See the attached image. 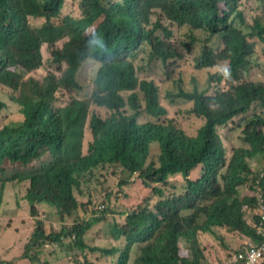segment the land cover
Returning <instances> with one entry per match:
<instances>
[{
    "label": "trees",
    "instance_id": "1",
    "mask_svg": "<svg viewBox=\"0 0 264 264\" xmlns=\"http://www.w3.org/2000/svg\"><path fill=\"white\" fill-rule=\"evenodd\" d=\"M64 4L65 0H0V86L10 91L6 94L15 101L21 116L19 121L0 125V172L5 171L7 161L24 167L41 162L39 168L22 175L30 182L26 199L35 222L22 259L49 264L43 261L45 249L57 245L64 253L78 249L100 252L105 257L117 254L116 264H129L137 246L131 264H206L199 232L216 235L213 229L219 228L257 240L244 213L252 210L256 185L264 190V175L253 172L247 162L264 161L263 120L259 116L247 119L241 141L248 147L234 148L227 165L217 133L254 103L264 108V85L243 79L251 68L252 44L250 34L235 24L237 21L248 27L238 0H82L80 17L62 16ZM153 10L178 26L205 32L206 42L214 40L221 48L217 52L212 45L204 44L195 60L196 69H215L225 77L222 68L230 67L225 88L215 95L208 96L206 90L197 87L176 95L190 103L189 112L202 120L195 134H187L173 119L166 118L160 86L138 78L129 59L142 44H147L151 58L162 64L177 56V50L157 34L162 27L151 22ZM31 18L45 19V23L35 27ZM254 28L263 40L264 24L256 21ZM162 29L166 36L170 34ZM92 32L107 45L104 51L110 59H104V51L90 43ZM61 40L66 42L62 49H53ZM44 44L53 49L56 63L66 65L61 78L53 73L43 81L27 78L29 72L41 67ZM93 59L100 68L91 99L55 106L59 90L72 93L81 89L79 70ZM93 104L105 108L109 115L103 118L91 114ZM5 108V101L0 100V117ZM144 115L153 121L139 123ZM152 145L157 146L156 156L150 155ZM85 146L87 154H83ZM46 155L50 160L44 163ZM99 167H118L126 175L118 184L119 200L124 211L134 209L123 224H111L113 239L125 240L122 249L90 247L86 243L87 232L101 217L70 227L63 225L58 231L39 217L38 204L54 207L62 221L79 211L75 190L80 188L84 174ZM173 175H180L183 187L178 193L165 195L157 185L165 186ZM2 177L0 210L3 190L11 180ZM246 184L252 186L248 197L240 193V187ZM151 196H158L152 208ZM253 218L257 223L258 216ZM180 239L187 244V256L180 253ZM244 246L243 242L228 259L242 253Z\"/></svg>",
    "mask_w": 264,
    "mask_h": 264
},
{
    "label": "rangeland",
    "instance_id": "2",
    "mask_svg": "<svg viewBox=\"0 0 264 264\" xmlns=\"http://www.w3.org/2000/svg\"><path fill=\"white\" fill-rule=\"evenodd\" d=\"M82 0H65L64 7L61 11L62 16L80 17V4ZM239 10L243 14V18L248 27L240 25L237 21L235 24L239 26L244 33L254 34L249 38L252 44V54L249 57L251 68L249 72L243 75L245 81L260 82L264 85V40H260L256 35L255 22L259 21L264 24V0H238ZM151 22H158L162 28H165L170 34L166 36L162 28H159L157 34L165 40L172 48L177 50V56L167 59L162 64L160 60L151 58V48L147 44H142L139 48L131 52L129 59L133 63L136 75L140 79H148L156 82L160 86L161 102L167 108V119H173L177 125L187 134H195L197 128L201 125V118L195 117L189 112L190 103L177 98L180 90L190 92L194 87L199 91H207L208 96H213L225 88L226 77H223L215 69H196V58L204 44L212 45L217 52L221 49L214 40L206 42V33L201 30L191 31L189 27H177L158 10L151 12ZM31 25L40 27L45 23V19H30ZM191 40L194 41L191 45ZM64 41L57 44L58 48H62ZM43 62L39 69L27 74V78L33 77L39 81L49 74L53 73L61 78L66 70L65 64H55L50 49L45 44L42 47ZM100 63L96 60L85 62L79 70L77 80L81 89L74 90L72 93L59 90L56 95L57 107H64L74 99L89 101L94 91V80L96 78ZM10 91L0 86V100H4L6 108L3 109L0 117V125L5 126L15 121H19V107L7 96ZM91 114L98 113L105 118L109 115L105 108L91 105ZM252 116H259L264 123V108L258 103H254L250 109L243 115L233 119L232 122L217 129V133L222 138L225 147V164L232 154L234 148H246L247 144L241 141L245 122ZM162 120V119H161ZM165 120V118L163 119ZM153 121L147 116H143L139 123ZM264 131V127L261 128ZM84 144H87L85 138ZM87 146H85L83 154H87ZM158 154L157 146H151V156ZM49 155H46L42 162H49ZM259 158V156H258ZM260 160V159H259ZM253 172L264 171V161L251 159L247 161ZM41 162H35L27 167L21 164H12L6 162L2 179L11 180L6 184L4 198L0 210V264H32L28 260L22 259L24 247L31 237L34 230L35 222L30 216L29 203L26 194L30 186L28 180H23L22 175L31 172L34 168H39ZM221 169L217 179L224 172ZM21 176V177H20ZM126 176L118 167L97 168L93 172H88L81 177V186L75 190V196L81 204L79 211L61 220L56 209L48 204H38L39 217L45 220V223L55 230H60L63 225L73 226L81 220H91L92 218L101 217L100 222L96 223L86 234L85 241L90 247H100L104 249L118 248L122 249L125 240L121 238L115 241L111 235V224L119 225L125 222L126 215L133 209L127 208L124 211V205L119 200L121 195L119 182L121 178ZM165 186L158 184L164 190L165 195L178 193L183 187V181L180 175H173L167 179ZM175 188V189H174ZM249 188V189H247ZM251 184L240 187V193L248 197L252 195ZM158 200V196H151L149 207L152 208ZM104 207H103V206ZM101 207V208H100ZM104 211V212H102ZM156 211H154L155 213ZM257 215L255 206L250 214L244 213L245 220L251 225L254 222V216ZM199 223L202 219L198 220ZM215 234L198 233L201 246L204 248V257L206 264H227L231 254L247 239L239 233H228L224 229H216ZM29 234V236H28ZM226 238V239H224ZM227 240V243L224 242ZM180 253L187 256V244L184 239L179 241ZM137 252V246L134 247L130 254L129 264L132 263ZM117 254L111 257H105L100 252H82L75 249L69 253L60 250V246H47L45 249L44 262L49 264H88V261L95 264H116ZM264 264V262L262 263Z\"/></svg>",
    "mask_w": 264,
    "mask_h": 264
},
{
    "label": "clouds",
    "instance_id": "3",
    "mask_svg": "<svg viewBox=\"0 0 264 264\" xmlns=\"http://www.w3.org/2000/svg\"><path fill=\"white\" fill-rule=\"evenodd\" d=\"M245 21V20H244ZM246 23V22H245ZM174 25H176L177 27H182V26H178L177 24H175V23H173ZM256 34H257V32H256ZM254 36V34L252 35V34H250V36H249V38H251V37H253ZM258 37V36H257ZM89 38H90V43L92 44V45H94V46H96V47H98L99 49H101L102 51H104V50H106V48H107V45L105 44V43H103V41H102V38L96 33V32H92V33H90L89 34ZM259 38V37H258ZM260 39V38H259ZM261 40V39H260ZM263 40H264V35H263ZM61 41H63V40H61ZM61 41H59V42H61ZM58 42V43H59ZM57 43V44H58ZM66 42H64V44H65ZM57 44L54 46V48L53 49H62V48H58L57 47ZM63 44V45H64ZM45 45V44H44ZM43 45V46H44ZM47 46H48V44H46ZM191 45H193V44H191ZM42 46V47H43ZM63 47V46H62ZM48 49H50V51H51V53H52V48L50 47V46H48ZM41 51H42V49H41ZM52 57H53V55H52ZM111 57H110V55L107 53V51H104V59H110ZM53 62L55 63V64H58V63H56L54 60H53ZM222 72H223V75L225 76V77H228V76H230V67L228 66V65H224L223 66V68H222ZM43 81V80H42ZM221 139V141H222V138H220ZM222 144H223V142H222ZM224 146V145H223ZM225 148V147H224ZM226 157V156H225ZM226 159V158H225ZM262 175H264V173L262 172ZM257 187H259V189L264 193V190H262V188L259 186V185H256V191H255V193L253 194V196L255 197V201H254V205H253V207L255 206V208H256V211H257V216H258V222L257 223H251V225H252V227L255 229V231H256V235H257V237H258V239L257 240H254V239H252V238H248L247 239V242L248 241H253L254 243H261L262 241H263V236H262V232L264 231V220H262V217L264 216V209L262 210L261 208H260V206H259V204H258V201H257V198H256V192H257ZM253 207H252V210H250L249 212H250V214L253 212ZM253 222H255V221H253ZM217 229H219V228H217ZM229 233V232H228ZM237 233V232H236ZM246 244V243H245ZM232 259H230L228 262H227V264H229L230 263V261H231ZM264 262V260H262V261H260L259 263H257V264H261V263H263Z\"/></svg>",
    "mask_w": 264,
    "mask_h": 264
},
{
    "label": "built area",
    "instance_id": "4",
    "mask_svg": "<svg viewBox=\"0 0 264 264\" xmlns=\"http://www.w3.org/2000/svg\"><path fill=\"white\" fill-rule=\"evenodd\" d=\"M256 198L260 208L264 209V193L257 187ZM264 220V216L262 217ZM264 238V231L262 232ZM264 260V239L261 243L253 241L246 242L244 250L237 257L233 258L229 264H257Z\"/></svg>",
    "mask_w": 264,
    "mask_h": 264
},
{
    "label": "crops",
    "instance_id": "5",
    "mask_svg": "<svg viewBox=\"0 0 264 264\" xmlns=\"http://www.w3.org/2000/svg\"><path fill=\"white\" fill-rule=\"evenodd\" d=\"M32 233V232H31ZM32 235V234H31ZM28 236H29V234H28ZM226 239V238H225ZM29 241V240H28ZM226 242H227V240H226ZM228 243V242H227Z\"/></svg>",
    "mask_w": 264,
    "mask_h": 264
}]
</instances>
